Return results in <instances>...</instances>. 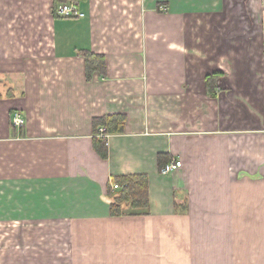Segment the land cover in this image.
Instances as JSON below:
<instances>
[{"label":"crops","instance_id":"crops-1","mask_svg":"<svg viewBox=\"0 0 264 264\" xmlns=\"http://www.w3.org/2000/svg\"><path fill=\"white\" fill-rule=\"evenodd\" d=\"M70 1L0 0V264H264V0ZM137 174L149 208L113 216Z\"/></svg>","mask_w":264,"mask_h":264},{"label":"trees","instance_id":"trees-1","mask_svg":"<svg viewBox=\"0 0 264 264\" xmlns=\"http://www.w3.org/2000/svg\"><path fill=\"white\" fill-rule=\"evenodd\" d=\"M85 60L86 78L91 81L96 73L101 77L106 75V58L103 55L90 51L82 53ZM218 74L207 77V88L209 93L214 95ZM97 128L107 127L110 134H122L125 129L126 117L123 115L108 116L95 120ZM95 150L103 159H108V148L105 140L97 139L94 144ZM162 160V159H161ZM168 164V163H167ZM162 163L161 170L167 165ZM113 183L119 185L120 189L114 190L113 194L109 189L111 214L113 216H123L126 209L131 207L134 210L149 208V178L145 174L119 176L113 179Z\"/></svg>","mask_w":264,"mask_h":264},{"label":"built area","instance_id":"built-area-1","mask_svg":"<svg viewBox=\"0 0 264 264\" xmlns=\"http://www.w3.org/2000/svg\"><path fill=\"white\" fill-rule=\"evenodd\" d=\"M78 0H71L68 4H60L57 7V15L66 18H84L85 14L82 13L77 7ZM11 124L14 128L23 129L26 125V121L20 113H14L11 117ZM99 137L105 140L106 144L109 143L110 133L107 128L100 129ZM182 167L181 161H173L168 163L162 170L161 174L164 176L172 174ZM119 185L112 183V190H119Z\"/></svg>","mask_w":264,"mask_h":264},{"label":"rangeland","instance_id":"rangeland-1","mask_svg":"<svg viewBox=\"0 0 264 264\" xmlns=\"http://www.w3.org/2000/svg\"><path fill=\"white\" fill-rule=\"evenodd\" d=\"M118 191V190H117Z\"/></svg>","mask_w":264,"mask_h":264}]
</instances>
